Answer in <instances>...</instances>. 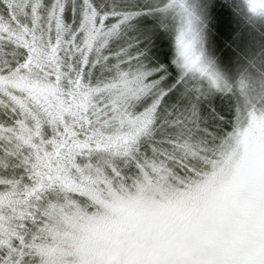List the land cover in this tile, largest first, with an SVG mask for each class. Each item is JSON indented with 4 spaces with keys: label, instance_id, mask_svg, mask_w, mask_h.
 Returning a JSON list of instances; mask_svg holds the SVG:
<instances>
[{
    "label": "snow or ice",
    "instance_id": "6c2138e0",
    "mask_svg": "<svg viewBox=\"0 0 264 264\" xmlns=\"http://www.w3.org/2000/svg\"><path fill=\"white\" fill-rule=\"evenodd\" d=\"M258 123L264 0H0V264H264V150L175 240L86 255L73 227L116 196L198 187Z\"/></svg>",
    "mask_w": 264,
    "mask_h": 264
},
{
    "label": "rangeland",
    "instance_id": "374dc122",
    "mask_svg": "<svg viewBox=\"0 0 264 264\" xmlns=\"http://www.w3.org/2000/svg\"><path fill=\"white\" fill-rule=\"evenodd\" d=\"M147 19L152 21L150 17ZM136 24L134 33L146 28ZM175 98L177 101L175 95L170 99ZM260 126L258 123L239 129L215 171L204 177L198 187L164 192L150 189L116 196L99 217L76 222L73 227L80 249L86 255L109 252L123 231L122 241L128 239L130 249L158 246L177 239L181 226L197 219L218 199L237 189L243 190L251 163L259 151Z\"/></svg>",
    "mask_w": 264,
    "mask_h": 264
},
{
    "label": "trees",
    "instance_id": "16d2710c",
    "mask_svg": "<svg viewBox=\"0 0 264 264\" xmlns=\"http://www.w3.org/2000/svg\"><path fill=\"white\" fill-rule=\"evenodd\" d=\"M50 2H51V0L45 1L46 4H48ZM143 2H144V0H136L137 4H142ZM70 9L71 8L69 7V9L66 11V15L64 16V19L69 21V22H72L73 16L70 12ZM135 23H139L141 26L147 27V26H151L153 24V21L148 20L147 17H142L139 20H137ZM233 27L239 28L240 24L238 22L234 23ZM136 34L137 33H134V32L128 33L129 36H135ZM123 43H124V40L122 39L120 41H115L112 46H113V48H115L117 45H120ZM173 52H174L173 37L169 34L157 33L153 37L152 41L150 42V57L153 60H158L160 62L170 63L172 56H173ZM221 67L229 75H231L235 70L234 65H232V64H228V65L221 64ZM92 73H93V75H92L93 79H97V78L102 77L103 75H106L105 70L99 66L97 68L93 69ZM170 98L171 97H169L166 100L165 108L170 107L173 103H176V98L173 99L172 101ZM148 102H150V101H144V103H148ZM162 111H163V109H162ZM261 150H264V123H261V126H260V146H259V151H258L257 155L260 153ZM257 155L254 157V159L257 157ZM247 182L248 181L246 179L245 184L243 185V189L246 187Z\"/></svg>",
    "mask_w": 264,
    "mask_h": 264
},
{
    "label": "flooded vegetation",
    "instance_id": "af4514ba",
    "mask_svg": "<svg viewBox=\"0 0 264 264\" xmlns=\"http://www.w3.org/2000/svg\"><path fill=\"white\" fill-rule=\"evenodd\" d=\"M124 231L123 234L121 235V239L117 242L114 243V245H112L111 251H128L129 248V242L127 241L128 239H124L122 241L123 235H124Z\"/></svg>",
    "mask_w": 264,
    "mask_h": 264
}]
</instances>
